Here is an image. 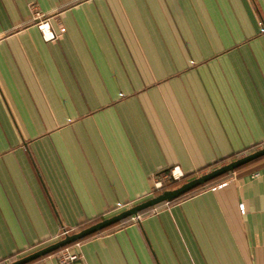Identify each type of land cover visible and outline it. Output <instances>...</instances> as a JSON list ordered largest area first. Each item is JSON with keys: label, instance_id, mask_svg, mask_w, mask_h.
Masks as SVG:
<instances>
[{"label": "crops", "instance_id": "1", "mask_svg": "<svg viewBox=\"0 0 264 264\" xmlns=\"http://www.w3.org/2000/svg\"><path fill=\"white\" fill-rule=\"evenodd\" d=\"M262 147L264 0H0L4 264ZM149 211L69 264H264V158Z\"/></svg>", "mask_w": 264, "mask_h": 264}, {"label": "water", "instance_id": "2", "mask_svg": "<svg viewBox=\"0 0 264 264\" xmlns=\"http://www.w3.org/2000/svg\"><path fill=\"white\" fill-rule=\"evenodd\" d=\"M264 156V147L259 148L251 153H248L242 157L234 159L224 165L216 167L206 173H203L199 176L191 178L179 186L170 189H164L161 192L155 194L154 196L147 198L144 201H141L135 205L130 206L127 209H124L110 217L103 218L93 224H90L76 232L65 235L63 238L51 243L45 247H42L36 251H33L27 255L19 257L15 260L7 262L5 264H29L45 255H48L52 252H55L71 243L84 239L92 234H95L99 231L106 229L109 226H112L128 217L135 215L139 212L147 210L148 208L154 207L155 205L162 202H171L190 191L198 188L201 185H204L217 177L234 171L235 169L242 167L252 161H255Z\"/></svg>", "mask_w": 264, "mask_h": 264}, {"label": "built area", "instance_id": "3", "mask_svg": "<svg viewBox=\"0 0 264 264\" xmlns=\"http://www.w3.org/2000/svg\"><path fill=\"white\" fill-rule=\"evenodd\" d=\"M36 26L37 29L39 30L42 39L45 42H51L53 40L56 39V34L54 32H52V30L49 28V24L48 22L44 19V16H41L40 14L36 15ZM65 30L64 29H60V32L63 33ZM256 175V174H255ZM184 177V175L178 170V167H174L173 169H171L167 175H165L162 178H156L155 182H154V190L153 193H157L158 191H162V189H164L166 183H168L169 181H178L181 180ZM160 191V192H161ZM125 205L121 204V203H117L116 208L118 210L122 209ZM239 211L240 213H244L245 212V206L243 203H240L239 206ZM156 210V207H151L150 208V213L154 212ZM148 212V209L143 211V212H139L135 215H132L129 217L130 221L132 222H136V221H140L141 218L144 216L145 213ZM74 231L70 230V229H63L60 233V235L58 236V238L60 237L63 238L65 235H68L70 233H72ZM73 247L76 249L75 252L71 253L68 251V247H64L63 251L61 252V254L58 257V261L56 264H69L70 262L74 261V260H78L81 258V245H82V241L81 240H77L75 242L72 243Z\"/></svg>", "mask_w": 264, "mask_h": 264}, {"label": "trees", "instance_id": "4", "mask_svg": "<svg viewBox=\"0 0 264 264\" xmlns=\"http://www.w3.org/2000/svg\"><path fill=\"white\" fill-rule=\"evenodd\" d=\"M253 151H255V150H253ZM252 151V152H253ZM261 158H264V156L263 157H261ZM261 158H259V159H261ZM258 160V159H257ZM256 161V160H255ZM252 162H254V161H252ZM252 162H250V163H248V164H246V165H244V166H242V167H239V168H237V169H235L234 171H237V170H239V169H241V168H243V167H245V166H247V165H249V164H251ZM234 171H232V172H229V173H225V174H223V175H221V176H219V177H217L216 179H214V180H212V181H210V182H208V183H206V184H204V185H201V186H199L198 188H196V189H194V190H192V191H190L189 193H187V194H185V195H183V196H181V197H179V198H177V199H175V200H173V201H176V200H178V199H180V198H183V197H185V196H188V195H190V194H193V193H195V192H197V191H199V190H203V189H205V188H209V187H212V186H215V185H217V184H219V183H221V182H223V181H225L227 178H229L230 176H231V174L234 172ZM185 177H183L181 180H179V181H173V184H175L176 182L178 183V182H185L186 180H183ZM181 183V184H182ZM180 185V184H179ZM179 185H175L173 188H175V187H177V186H179ZM155 195V194H154ZM144 201V200H143ZM173 201H171V202H173ZM163 203H166V202H162V203H159V204H157V205H155V207H159V205H161V204H163ZM145 211V210H144ZM143 212V211H142ZM129 218V217H128ZM128 218L127 219H124V220H122V221H120V222H118V223H116V224H121L122 222H124V221H126V220H128ZM101 220V219H100ZM116 224H114V225H116ZM114 225H112V226H114ZM109 227H111V226H109ZM109 227H107V228H109ZM100 232V231H99ZM98 233V232H97ZM15 259H17V258H15ZM15 259H12V260H15ZM11 260V261H12ZM3 260H0V264H4L3 262H2ZM36 261V260H35ZM34 262V261H33Z\"/></svg>", "mask_w": 264, "mask_h": 264}, {"label": "rangeland", "instance_id": "5", "mask_svg": "<svg viewBox=\"0 0 264 264\" xmlns=\"http://www.w3.org/2000/svg\"><path fill=\"white\" fill-rule=\"evenodd\" d=\"M178 181H179V180H178ZM169 182H172V181H169ZM169 182H168V183H169ZM168 183H166L164 189H169V188H171V187H174L175 185H179V184H181L182 182H181V183H180V182H178V183L176 182L175 184H173V183H172V184H168ZM164 189H162V190H164ZM160 191H161V190H160ZM160 191H158L157 193H159ZM157 193H155V194H157Z\"/></svg>", "mask_w": 264, "mask_h": 264}]
</instances>
